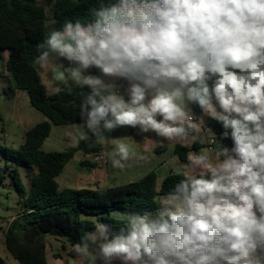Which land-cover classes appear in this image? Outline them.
Segmentation results:
<instances>
[{
    "label": "clouds",
    "instance_id": "9594fccd",
    "mask_svg": "<svg viewBox=\"0 0 264 264\" xmlns=\"http://www.w3.org/2000/svg\"><path fill=\"white\" fill-rule=\"evenodd\" d=\"M90 13L33 61L88 89L74 146L125 127L161 142L195 139L209 119L221 128L157 207L114 210L116 231L96 225L97 264H264V0H101ZM106 155L123 169L126 138Z\"/></svg>",
    "mask_w": 264,
    "mask_h": 264
},
{
    "label": "trees",
    "instance_id": "16d2710c",
    "mask_svg": "<svg viewBox=\"0 0 264 264\" xmlns=\"http://www.w3.org/2000/svg\"><path fill=\"white\" fill-rule=\"evenodd\" d=\"M101 0H0V60L7 52L6 70L16 90L26 91L31 105L40 111L47 121H42L26 132L25 143L19 150L0 147L6 160L28 170H34L30 187L26 188L17 168L11 173L23 210L11 221L6 234L7 249L19 264H48L46 237L63 238L67 245L77 249L80 244L88 251H96L91 232L97 220L116 231L123 223L111 217L114 210L142 211L158 206L156 198L164 195L182 177L172 173L157 187L154 171L141 179L104 191L91 188L60 189L57 177L76 151L95 154L99 149L90 142H80L73 150L44 152L41 148L51 133L52 125L80 124L79 105L87 88L77 85L60 88L48 94L38 66L33 61L38 54L37 45L44 42L51 31L62 28L66 21L91 19L90 9L98 7ZM198 115L200 110L194 107ZM217 135L220 125L210 121ZM93 138H91L92 140ZM219 137L215 148L219 145ZM230 145L231 141H223ZM180 160L186 161L188 151L175 148ZM82 166L96 167L98 164L83 161ZM7 176L0 168V187ZM72 255V253H70Z\"/></svg>",
    "mask_w": 264,
    "mask_h": 264
},
{
    "label": "rangeland",
    "instance_id": "374dc122",
    "mask_svg": "<svg viewBox=\"0 0 264 264\" xmlns=\"http://www.w3.org/2000/svg\"><path fill=\"white\" fill-rule=\"evenodd\" d=\"M8 53H4V57L0 60V147L19 150L25 143L26 132L39 122L47 121V118L38 110H36L30 102L29 95L26 91L16 90L10 79V75L6 70V58ZM66 72V69H63ZM62 72V73H63ZM49 91H52L55 87V82H52L44 77ZM58 83L62 88H72L75 84L70 78H62L61 75H57ZM86 130V129H85ZM81 133L79 124L70 125H52L51 133L45 140L42 150L44 152H65L73 150L78 145L74 146V141L78 139ZM108 139L103 142H96L93 138L91 140V133H89L88 140H80V142H90V146H96L102 148L106 153L110 152L114 147V139L123 137L126 138V142L129 144L132 156H143L141 150V144L155 135V133L140 134L138 130L133 128H119L112 133H105ZM78 143V144H79ZM92 154L85 153L83 151H76L73 158L66 164L61 174L57 177V182L60 189H77L79 188H94L92 181L101 180L102 186L96 187L103 190L121 186L130 182L139 180L145 173L144 170H150L149 162L141 161L140 163H126L123 169H111V160L108 159L109 164H101L96 166L93 178L89 176V172L92 170L89 166H81L80 162L83 160H91ZM123 163V161H122ZM0 168L2 172L7 176V180L0 187V264H19L13 257L10 251L6 247L5 234L11 221L23 210L22 205L18 204V194L15 185L12 184L11 173L14 168H17L22 178L23 184L26 188L30 187L32 177L35 174L34 170H28L24 166H18L13 162L6 160L3 152L0 150ZM149 168V169H148ZM152 168V167H151ZM93 179V180H92ZM160 187V182L157 185ZM99 189V190H101ZM163 195H159L156 198L157 203ZM111 217L115 218L112 215ZM97 224H102L97 220L95 216H87ZM91 234L98 235L97 228L91 232ZM51 236H47V239ZM63 239V238H62ZM92 239V238H91ZM93 241V239H92ZM96 246H99L100 241H93ZM48 243L47 258L49 264L54 263V259L50 253V246L53 248V252L66 253V250L62 247V242H57L54 238H51ZM88 250H81L82 258L79 260L83 262L87 254H90ZM88 264L96 262V258L91 254ZM86 260V259H85ZM78 260L73 257H68L61 260V264H77ZM85 262V261H84ZM102 262V261H101Z\"/></svg>",
    "mask_w": 264,
    "mask_h": 264
},
{
    "label": "crops",
    "instance_id": "0c3cea01",
    "mask_svg": "<svg viewBox=\"0 0 264 264\" xmlns=\"http://www.w3.org/2000/svg\"><path fill=\"white\" fill-rule=\"evenodd\" d=\"M38 69H39V72H40L41 77L43 79V82H44V84H45V86L47 88L48 94H52L55 91H57L58 89L62 88L60 86L61 84L58 83L57 75H61L64 68H61L56 63H51L50 62L44 68H40L38 66ZM44 77H46V79H48V80H50L52 82H55V85H56L55 87H59V88L58 89L57 88H53L52 91H49ZM210 121H211L210 119L207 120V125H200V131L193 133V136L195 137V139L189 138V139L184 140L182 142H168V141L161 142L162 138L156 137V135H154L152 137H149L148 139H146L141 144V150H142L143 156H141V157L135 156L134 157V156L131 155V159L129 161L125 162V164L126 163H134V162L140 163L141 161L149 162L150 170L142 171V173H145V174H142L143 175L142 177H144L149 172L154 171L156 173V176H157V185L160 182V186H161V183H162L164 178H166L167 176H169L172 173H182L184 171V165L186 163H188V160H186V161L180 160L179 155L175 152V148L177 146L180 147L181 149L187 150L188 154L192 153V152L198 153L203 148H209V149H212V150L215 149V147L214 148H210L209 147V143H208V141H209L208 138L210 136V132L208 131V127L209 126L212 127V125L210 124ZM91 147H96V146H91ZM96 148L99 149L98 151H104V150H101L102 148H100V147H96ZM93 155L94 154H92V157H93ZM83 161H89V162L91 161L92 162V159L91 160H83ZM83 161L80 162V165H81V163ZM102 164L108 165L109 164L108 158H107L106 162L102 163ZM97 166H101V164H98ZM89 167L92 168V170L89 172L90 173L89 176L91 178H93L94 174L96 173L95 169H93L95 167H92L90 165H89ZM111 169L113 170V167H111ZM115 169H119V168H115ZM130 183H132V182H130ZM92 184L95 187L91 188V189L98 190V191H104L101 188H96V187H101L102 186V181L101 180H99V179L96 180V181L93 180ZM77 189H80V188L78 187ZM99 189H101V190H99ZM51 238H54L57 242H60V243L62 242V247L66 250L65 254L58 253V252L52 253L53 252L52 251L53 248H52L51 245H49L50 246L51 256L54 259V263L53 264H61V260L62 259H66L68 257H73L74 259H77L78 260L77 264H88L89 259H91V257H90L91 254L95 257L94 253L96 251L91 252L90 254H87L86 257H85L86 260L84 259L83 262H81L79 260V257L82 258V254H81V250L82 249H79V250L78 249H73L72 247L67 245V243H66V241L64 239L55 238V237H50L48 239L46 237V257H47V250H48L47 241H50ZM98 247L99 246L95 245L96 249ZM70 253H72V255ZM47 262H48V258H47ZM48 264H49V262H48ZM93 264H97V261L95 263H93ZM101 264H102V262H101Z\"/></svg>",
    "mask_w": 264,
    "mask_h": 264
},
{
    "label": "built area",
    "instance_id": "2783aa9c",
    "mask_svg": "<svg viewBox=\"0 0 264 264\" xmlns=\"http://www.w3.org/2000/svg\"><path fill=\"white\" fill-rule=\"evenodd\" d=\"M209 127H208V131H209ZM211 128L213 129V131H215L213 127H211ZM209 132H210V136L208 138L209 147L214 148L216 143H217V138L219 136L217 135V137H215V136H213V133L211 131H209ZM102 154H105V155H102ZM106 160H107V155H106L105 151H98L92 157V162L97 163V164L105 163Z\"/></svg>",
    "mask_w": 264,
    "mask_h": 264
}]
</instances>
